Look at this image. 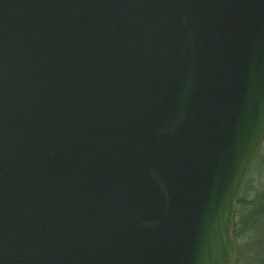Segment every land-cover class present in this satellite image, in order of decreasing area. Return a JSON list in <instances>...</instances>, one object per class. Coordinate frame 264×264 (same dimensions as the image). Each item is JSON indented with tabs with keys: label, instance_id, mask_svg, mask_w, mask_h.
Wrapping results in <instances>:
<instances>
[{
	"label": "water",
	"instance_id": "water-1",
	"mask_svg": "<svg viewBox=\"0 0 264 264\" xmlns=\"http://www.w3.org/2000/svg\"><path fill=\"white\" fill-rule=\"evenodd\" d=\"M264 140V0H0V264H237Z\"/></svg>",
	"mask_w": 264,
	"mask_h": 264
},
{
	"label": "rangeland",
	"instance_id": "rangeland-1",
	"mask_svg": "<svg viewBox=\"0 0 264 264\" xmlns=\"http://www.w3.org/2000/svg\"><path fill=\"white\" fill-rule=\"evenodd\" d=\"M240 192L245 204L233 222V232L235 230L237 236L236 240L234 238L237 264H264V214L255 215L256 207L260 205L256 196L264 193V140ZM253 203L256 207H249Z\"/></svg>",
	"mask_w": 264,
	"mask_h": 264
},
{
	"label": "trees",
	"instance_id": "trees-1",
	"mask_svg": "<svg viewBox=\"0 0 264 264\" xmlns=\"http://www.w3.org/2000/svg\"><path fill=\"white\" fill-rule=\"evenodd\" d=\"M256 198L259 201L260 205H258V207H256V204L253 203V204L249 205V207H251V206L252 207H256L255 215L258 216L259 214H264V193H262L260 195H257ZM244 204H245V201H243V196H242V194L240 192L239 197H238L237 202H236V210H235L233 222L236 219L237 213L239 212L240 208H243ZM233 238H235V240L237 239L235 230L233 232Z\"/></svg>",
	"mask_w": 264,
	"mask_h": 264
}]
</instances>
